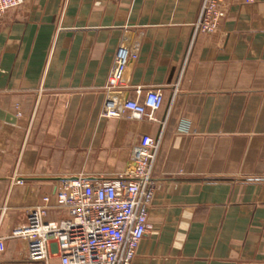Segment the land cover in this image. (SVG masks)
Instances as JSON below:
<instances>
[{
    "label": "crops",
    "instance_id": "0c3cea01",
    "mask_svg": "<svg viewBox=\"0 0 264 264\" xmlns=\"http://www.w3.org/2000/svg\"><path fill=\"white\" fill-rule=\"evenodd\" d=\"M202 1L27 0L0 18V264H59L29 260L12 237L27 211L53 202L62 179L124 174L162 122L150 228L131 264H264V0H223L217 34L190 45ZM119 46L137 56L108 94ZM137 88L163 94L156 123L99 117L107 97Z\"/></svg>",
    "mask_w": 264,
    "mask_h": 264
},
{
    "label": "built area",
    "instance_id": "2783aa9c",
    "mask_svg": "<svg viewBox=\"0 0 264 264\" xmlns=\"http://www.w3.org/2000/svg\"><path fill=\"white\" fill-rule=\"evenodd\" d=\"M26 1L0 0V18L23 7ZM259 1L243 0L246 5ZM224 16L223 0H203L192 26L190 45L200 34H217ZM136 56L137 48L119 46L105 92L109 94L123 89L127 64ZM181 75L182 72L173 85V95L177 93ZM136 93L135 99L123 101L107 97L99 117L105 120L125 117L129 120L145 119L156 123L155 114L163 106V94L155 88L143 94L141 88H137ZM158 124L161 131L156 137L142 135L132 147L130 167L124 174L102 180H92L83 175L62 179L55 190L53 202L50 196L45 195L42 204L27 211L26 224L14 230L12 237L25 241L29 260L47 262L56 255L59 264L132 263L141 240L150 228L148 210L155 189L153 172L162 145L165 122ZM179 131L188 133L190 130ZM17 183L22 184L21 181ZM51 209L63 210L66 218L48 220ZM3 250L0 239V252Z\"/></svg>",
    "mask_w": 264,
    "mask_h": 264
}]
</instances>
